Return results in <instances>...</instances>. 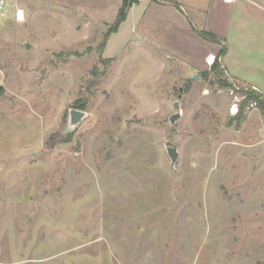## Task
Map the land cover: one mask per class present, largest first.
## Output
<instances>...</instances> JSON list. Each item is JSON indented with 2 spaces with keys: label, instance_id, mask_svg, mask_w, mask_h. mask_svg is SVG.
I'll return each instance as SVG.
<instances>
[{
  "label": "rangeland",
  "instance_id": "rangeland-1",
  "mask_svg": "<svg viewBox=\"0 0 264 264\" xmlns=\"http://www.w3.org/2000/svg\"><path fill=\"white\" fill-rule=\"evenodd\" d=\"M121 2L0 11V264H264V0Z\"/></svg>",
  "mask_w": 264,
  "mask_h": 264
},
{
  "label": "trees",
  "instance_id": "trees-1",
  "mask_svg": "<svg viewBox=\"0 0 264 264\" xmlns=\"http://www.w3.org/2000/svg\"><path fill=\"white\" fill-rule=\"evenodd\" d=\"M133 3H134L133 0H122L114 23L110 26L109 30L105 33L104 41L101 44V48L104 47L105 38H107L108 34L110 32L116 31L118 26H119V24L126 18V15H127L128 11H129V9H130V7L132 6ZM198 34H199L200 37H202L204 39L209 38L211 40H215L217 38V36L215 34L209 33V32H206V31H199ZM226 51H227V47L226 46L220 48L219 51L215 55V58H214V61H213L214 64L212 63V70L214 71L215 76L218 78L219 81H221V79H219V76L221 75L223 69L221 67H219L218 59L221 56H223L226 53ZM94 70L97 71V68L94 67ZM252 98H256L257 103H260V105H262L261 102H260L259 96L254 95L252 92L248 91L245 94V99H246L245 102L249 101ZM75 105H76L77 108L84 107V105H82V103H80V104L76 103Z\"/></svg>",
  "mask_w": 264,
  "mask_h": 264
},
{
  "label": "water",
  "instance_id": "water-1",
  "mask_svg": "<svg viewBox=\"0 0 264 264\" xmlns=\"http://www.w3.org/2000/svg\"><path fill=\"white\" fill-rule=\"evenodd\" d=\"M198 76L195 75L194 78L196 79ZM1 87V85H0ZM175 106H177V102H175L174 104ZM84 115V112L78 109H72L70 111V116H71V121L72 123H76L78 122ZM178 113L173 114L170 118L171 122H173L177 117H178ZM166 151H167V155L169 156L170 160H171V164H174L178 158V151L175 147L173 146H167L166 147Z\"/></svg>",
  "mask_w": 264,
  "mask_h": 264
},
{
  "label": "crops",
  "instance_id": "crops-1",
  "mask_svg": "<svg viewBox=\"0 0 264 264\" xmlns=\"http://www.w3.org/2000/svg\"><path fill=\"white\" fill-rule=\"evenodd\" d=\"M225 1H227V0H225ZM235 0H231V1H227V2H234ZM224 55L222 56V63H223V65H224V68H225V70H226V72L228 73V75H230V76H232V77H234V78H237V79H240V80H242V81H244V82H246V83H248V84H250V85H252V86H256L257 88H259L261 91H263L264 92V90H262V88L260 87V85H258L257 83H255V82H253V81H249V80H247L246 78H245V74H241L240 72H239V67L238 66H236L234 69H233V67H231V66H228L225 62H224Z\"/></svg>",
  "mask_w": 264,
  "mask_h": 264
},
{
  "label": "built area",
  "instance_id": "built-area-1",
  "mask_svg": "<svg viewBox=\"0 0 264 264\" xmlns=\"http://www.w3.org/2000/svg\"><path fill=\"white\" fill-rule=\"evenodd\" d=\"M227 1H231V0H227ZM6 0H0V11H3L6 7ZM15 17L19 20L20 18H23V10L20 8H16L15 10ZM213 60V58L211 59V61ZM253 89L258 90V88L256 86H252Z\"/></svg>",
  "mask_w": 264,
  "mask_h": 264
},
{
  "label": "bare ground",
  "instance_id": "bare-ground-1",
  "mask_svg": "<svg viewBox=\"0 0 264 264\" xmlns=\"http://www.w3.org/2000/svg\"><path fill=\"white\" fill-rule=\"evenodd\" d=\"M213 58V57H212Z\"/></svg>",
  "mask_w": 264,
  "mask_h": 264
}]
</instances>
